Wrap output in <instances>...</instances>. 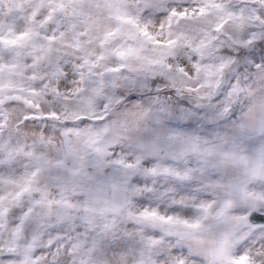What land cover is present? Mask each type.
Masks as SVG:
<instances>
[{
	"label": "clouds",
	"instance_id": "9594fccd",
	"mask_svg": "<svg viewBox=\"0 0 264 264\" xmlns=\"http://www.w3.org/2000/svg\"><path fill=\"white\" fill-rule=\"evenodd\" d=\"M0 264H264V0H0Z\"/></svg>",
	"mask_w": 264,
	"mask_h": 264
}]
</instances>
